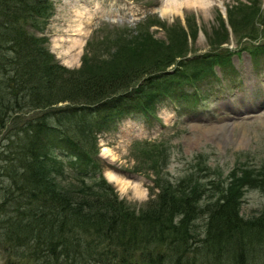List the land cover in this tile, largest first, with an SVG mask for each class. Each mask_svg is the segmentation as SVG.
<instances>
[{
    "label": "rangeland",
    "instance_id": "1",
    "mask_svg": "<svg viewBox=\"0 0 264 264\" xmlns=\"http://www.w3.org/2000/svg\"><path fill=\"white\" fill-rule=\"evenodd\" d=\"M46 1L49 5L44 2L45 15L42 17L32 19L26 15L24 18L19 13L18 18L22 30L33 38H42L43 47L52 52L56 64L64 68V76L87 77L89 83L124 73L130 75L133 71L153 77L151 84L143 89L139 88L143 80H139L127 90L136 98L133 106L143 105L144 112L124 115L109 130L107 125H94L98 143L90 140L93 148L89 143L87 148H92L95 160L99 161L94 164L99 175L98 187L108 184L119 199L136 211L144 210L168 186L167 192L176 196L171 187L174 184L180 196L198 192V195L194 194V205L201 210L209 205L208 213L229 192L235 197L238 211L244 218H255L264 213V107H250L247 115L224 111L227 96L237 95L253 103L258 101L257 94L262 91L264 0H210L211 5L206 11L185 3L180 10L167 15L161 11L167 0ZM84 9H90L94 15H85L90 19L77 17L84 22L78 26L71 10ZM148 15L155 20L150 26L139 23ZM234 49H248L254 53L253 58L258 62L254 73L263 81L250 70L254 82L243 90V82L239 79L247 77L246 70L236 75L226 69L221 77L225 86L217 80L213 84L206 82L207 89L198 91L175 85L168 87L164 94L172 77L165 78L163 71L154 73L161 67L176 65L182 57L192 61L185 71H205L210 55L226 58ZM234 58L244 60L243 65H247L245 59H251L247 52ZM82 82L86 79L76 85ZM28 91L27 85L23 92ZM158 91H163L164 95L154 93ZM155 97L158 98L152 101ZM228 105L235 108L236 100ZM43 112V109L30 110L22 104L13 114L6 112L2 122L0 114V124L4 123L0 126V135L14 132L25 120L29 122ZM137 139L162 144L146 151L147 146L133 151L131 146ZM55 147L59 149V145ZM56 148L55 153L61 155ZM4 175L3 159H0L2 188L8 179ZM56 181L72 198L75 195L78 198L109 196L97 191L95 181L86 183L61 177H56ZM186 181L191 184L189 188L184 186ZM206 187H210L207 194L200 191ZM197 218L198 214L193 221ZM196 222L188 227L189 233L202 235L204 221L197 219ZM185 254L190 258L186 259L188 264L192 261L204 264L210 258L194 246ZM12 259L0 251V264L8 260L12 264L33 263Z\"/></svg>",
    "mask_w": 264,
    "mask_h": 264
},
{
    "label": "trees",
    "instance_id": "2",
    "mask_svg": "<svg viewBox=\"0 0 264 264\" xmlns=\"http://www.w3.org/2000/svg\"><path fill=\"white\" fill-rule=\"evenodd\" d=\"M44 2L0 0L1 122L6 112L13 114L22 104L30 110L47 109L14 132L0 135V159L8 178L0 187V251L32 264H188L185 253L194 246L210 257L204 264H264V213L244 218L230 192L208 213L209 205L204 210L194 205L198 192L183 197L172 184L176 196L167 192L168 186L144 210L136 211L108 186L94 185L109 194L105 198H72L59 187L56 177L70 178L50 154L53 140L80 157L88 154L87 145L95 142L94 125L112 119L136 99L115 94L142 79L148 84L152 77L133 71L89 83L87 77L64 76L42 39L20 26L19 13L42 17ZM27 85L29 91L23 92ZM105 98L101 105L86 107ZM58 103L66 104L52 108ZM184 186L191 184L186 181ZM208 189L200 191L207 194ZM197 214L204 221L199 237L188 230L192 222L197 224Z\"/></svg>",
    "mask_w": 264,
    "mask_h": 264
},
{
    "label": "bare ground",
    "instance_id": "3",
    "mask_svg": "<svg viewBox=\"0 0 264 264\" xmlns=\"http://www.w3.org/2000/svg\"><path fill=\"white\" fill-rule=\"evenodd\" d=\"M192 4L193 6L200 8L202 11H206L207 6L211 5V1L210 0H167L166 3L164 4V6H162V13L167 15V14H171L175 11L180 10V6L182 4ZM71 15L74 16L75 18L77 17H83L86 19H90V16H93L94 14L90 12V9H84V10H71ZM86 14H89V17H85ZM81 15V16H80ZM74 21H77V25L79 26L80 23H84L81 19L79 20L78 18ZM74 43V41H73ZM72 43V44H73ZM75 45V44H73ZM76 48H74L75 50ZM111 178L113 179L114 176L110 175Z\"/></svg>",
    "mask_w": 264,
    "mask_h": 264
},
{
    "label": "water",
    "instance_id": "4",
    "mask_svg": "<svg viewBox=\"0 0 264 264\" xmlns=\"http://www.w3.org/2000/svg\"><path fill=\"white\" fill-rule=\"evenodd\" d=\"M135 264H144V263H135Z\"/></svg>",
    "mask_w": 264,
    "mask_h": 264
}]
</instances>
